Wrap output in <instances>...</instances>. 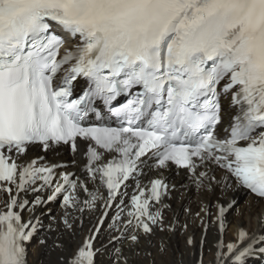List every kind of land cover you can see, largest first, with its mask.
I'll return each instance as SVG.
<instances>
[{"label":"snow or ice","instance_id":"6c2138e0","mask_svg":"<svg viewBox=\"0 0 264 264\" xmlns=\"http://www.w3.org/2000/svg\"><path fill=\"white\" fill-rule=\"evenodd\" d=\"M37 145L81 152L80 174L30 158ZM172 165L202 193L234 181L264 200V0H0V264H28L34 240L55 264H156L151 249L167 247L153 244L157 230H176L164 216ZM57 201L45 224L37 210ZM98 201L106 241L96 226L72 247ZM215 208L214 264L264 258V210L225 242L240 209L230 198Z\"/></svg>","mask_w":264,"mask_h":264},{"label":"bare ground","instance_id":"6f19581e","mask_svg":"<svg viewBox=\"0 0 264 264\" xmlns=\"http://www.w3.org/2000/svg\"><path fill=\"white\" fill-rule=\"evenodd\" d=\"M81 154L76 153L71 158L66 154L62 159H75L73 165H69L66 170L76 171L83 163ZM214 174L219 177L223 174L220 169H214ZM169 179L175 189L171 191L170 198L165 199V203L170 207L164 212L165 223H173L176 226L174 232H160L157 230L156 236L153 238V244L163 239L167 245L166 250L161 254L155 247L151 250L156 264H195L198 257H202L206 264H211L215 260L216 247L215 244L220 239V232L217 226L212 223L216 211L215 205L218 199H234L240 209V212L232 211L228 215V220L231 222L224 233V240L233 238V233L236 231L235 225L246 227L250 232L257 228V223L250 213L255 214L264 210V201L254 197L245 192L242 188H238L236 184L232 183V188L225 194L220 187H215L214 191L202 193L200 190L192 186L190 179L185 172L178 174L169 173ZM31 199L32 196H29ZM98 201L97 207L92 210H86L80 214L82 224L77 225V233L72 238H67L66 241L72 247L89 234L90 226L95 221L96 216L100 212V204ZM205 205L209 206L212 216H206L201 208ZM59 202H54L47 205L43 209H38L36 214H42L44 223H48L47 217L49 215L59 216L60 214ZM199 213V216H196ZM25 218L28 217V212H24ZM108 223L101 231V240L106 241V233L108 231ZM187 225V228H183ZM208 227L205 230V227ZM203 235V243H201ZM191 236L193 238V245L188 246L186 241ZM56 253L47 248L40 246L35 240L28 247V264H55ZM98 264H109L107 255L98 258ZM140 264H148L147 259H142ZM248 264H264V258L259 256L253 257L248 261Z\"/></svg>","mask_w":264,"mask_h":264}]
</instances>
